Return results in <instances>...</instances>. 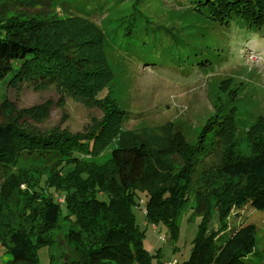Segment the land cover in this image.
<instances>
[{"label": "trees", "instance_id": "obj_1", "mask_svg": "<svg viewBox=\"0 0 264 264\" xmlns=\"http://www.w3.org/2000/svg\"><path fill=\"white\" fill-rule=\"evenodd\" d=\"M37 1L0 0V83L63 87L78 99L94 97L108 112L106 118L111 117L112 71L102 36L90 30L71 38L69 24L57 19L51 0L48 10ZM175 2L220 23H264V0ZM4 102L0 105L7 107ZM232 127L230 117L207 124L193 144L177 133L166 141L122 143L118 138L109 143L101 135L103 126L86 136L42 133L19 117H6L0 121V247L10 255L6 264H40L38 251L49 252L51 233L62 230L61 222L66 249L73 252L64 253L62 264H149L132 208L143 201L145 224H162L174 237L176 220L190 199L192 175L199 170L193 201L201 223L186 264H245L256 246L255 226L231 230L227 220L248 208L264 214V118L248 132V156L235 151ZM109 145V159L98 161ZM220 152V167H207ZM20 161H48L52 167L33 183L18 168ZM21 187L31 194L22 207H14ZM9 210H23V223L33 229V245L25 229L13 231ZM212 210L218 227L209 225Z\"/></svg>", "mask_w": 264, "mask_h": 264}, {"label": "rangeland", "instance_id": "obj_2", "mask_svg": "<svg viewBox=\"0 0 264 264\" xmlns=\"http://www.w3.org/2000/svg\"><path fill=\"white\" fill-rule=\"evenodd\" d=\"M37 2L48 10V0ZM51 3L58 11L57 19L69 24L67 33L71 38L90 30L102 36L104 56L112 71L108 93L114 107L111 117L106 118L108 112L94 97L78 99L63 87L14 88L1 82L0 103L5 101L7 107L0 105V121L19 117L42 133L58 131L81 136L103 126L101 135L109 143L118 138L122 143L126 139L166 141L177 133L193 144L207 124L230 117L235 151L249 155L248 132L264 118V23L257 27L238 20L216 22L206 12H193L175 0H51ZM78 62L82 67L83 61L79 58ZM112 148L109 145L98 161L109 159ZM217 156L207 161V167L213 164L220 167L222 152ZM51 167L48 161L18 164V168L30 174L33 183ZM199 173L200 170L192 175L190 199L176 220L174 237L162 224H145L143 201L132 208L135 222L143 232L142 248L149 256V264H186L190 260L201 223L193 201L200 185ZM25 189L21 187L14 195V207H22L26 194H31ZM99 199L105 201V197ZM141 200H145L143 196ZM60 210L64 213L63 205ZM22 214L23 210H9L11 227L20 234L25 229L33 245V229L23 223ZM211 216L209 225L217 226L214 210ZM59 225L62 230L51 233L49 252L47 248L38 251L40 264H49V254L51 264H62L66 251L69 256L73 254L63 241L65 224ZM227 225L231 230L255 226L256 246L243 261L263 264L264 214L251 208L234 211ZM5 253L0 247V264L10 260Z\"/></svg>", "mask_w": 264, "mask_h": 264}, {"label": "built area", "instance_id": "obj_3", "mask_svg": "<svg viewBox=\"0 0 264 264\" xmlns=\"http://www.w3.org/2000/svg\"><path fill=\"white\" fill-rule=\"evenodd\" d=\"M142 214L144 215V211L142 210ZM170 264V263H169Z\"/></svg>", "mask_w": 264, "mask_h": 264}]
</instances>
